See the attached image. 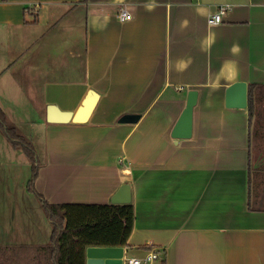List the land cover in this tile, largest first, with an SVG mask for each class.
Instances as JSON below:
<instances>
[{
    "label": "crops",
    "instance_id": "obj_1",
    "mask_svg": "<svg viewBox=\"0 0 264 264\" xmlns=\"http://www.w3.org/2000/svg\"><path fill=\"white\" fill-rule=\"evenodd\" d=\"M191 88L192 133L175 140ZM263 97L264 0H0V109L39 161L31 191L29 159L0 131V246L48 244L37 194L103 204L129 183L128 256L264 264ZM89 100L84 122L48 120L49 105ZM20 210L27 241H9Z\"/></svg>",
    "mask_w": 264,
    "mask_h": 264
},
{
    "label": "trees",
    "instance_id": "obj_2",
    "mask_svg": "<svg viewBox=\"0 0 264 264\" xmlns=\"http://www.w3.org/2000/svg\"><path fill=\"white\" fill-rule=\"evenodd\" d=\"M253 84L249 85V96ZM264 102V97H263ZM264 118V109H263ZM0 131L9 142L24 151L31 164L28 188L33 191L39 161L31 142L11 125L0 109ZM51 225L49 242L43 247L0 246V264H85L88 246H123L134 223L132 202L49 204L37 194Z\"/></svg>",
    "mask_w": 264,
    "mask_h": 264
},
{
    "label": "water",
    "instance_id": "obj_3",
    "mask_svg": "<svg viewBox=\"0 0 264 264\" xmlns=\"http://www.w3.org/2000/svg\"><path fill=\"white\" fill-rule=\"evenodd\" d=\"M198 91L191 88L187 91L185 105L181 110L172 130L171 137L175 140L189 138L192 133L193 109L197 102ZM93 101H87L77 111H62L55 105H49L48 109L52 115L48 116L49 121H72L84 122L88 119L93 110ZM137 120V115L126 114L119 119L121 122H131ZM131 201V186L123 183L111 197L112 203H128ZM124 254L123 246H88L85 250V264H122Z\"/></svg>",
    "mask_w": 264,
    "mask_h": 264
},
{
    "label": "built area",
    "instance_id": "obj_4",
    "mask_svg": "<svg viewBox=\"0 0 264 264\" xmlns=\"http://www.w3.org/2000/svg\"><path fill=\"white\" fill-rule=\"evenodd\" d=\"M227 8L228 5H220L217 11L208 17V22L210 24L219 23L222 19V15L227 11ZM118 17L120 20H127L131 17L130 12L125 8L124 5L119 8ZM158 257L159 253L155 250H152L143 258L131 257L124 253L121 259L122 264H148Z\"/></svg>",
    "mask_w": 264,
    "mask_h": 264
},
{
    "label": "rangeland",
    "instance_id": "obj_5",
    "mask_svg": "<svg viewBox=\"0 0 264 264\" xmlns=\"http://www.w3.org/2000/svg\"><path fill=\"white\" fill-rule=\"evenodd\" d=\"M24 214H27V212H24L23 210H20L17 215L15 216L13 223L15 225V236L11 235L9 237H7V240H11V241H17V242H21V241H27V231H26V227H27V218ZM24 259H23V264H27V254L25 253L24 255Z\"/></svg>",
    "mask_w": 264,
    "mask_h": 264
}]
</instances>
